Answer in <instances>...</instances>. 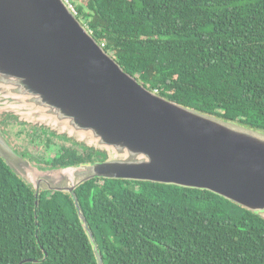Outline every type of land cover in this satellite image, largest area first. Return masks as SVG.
I'll return each instance as SVG.
<instances>
[{
    "label": "trees",
    "instance_id": "16d2710c",
    "mask_svg": "<svg viewBox=\"0 0 264 264\" xmlns=\"http://www.w3.org/2000/svg\"><path fill=\"white\" fill-rule=\"evenodd\" d=\"M75 8L149 89L264 131V0H85ZM58 149L46 165L104 157L93 147L87 158ZM76 194L104 264H264V216L210 190L94 178ZM36 200L0 155V264H98L73 196L41 189Z\"/></svg>",
    "mask_w": 264,
    "mask_h": 264
},
{
    "label": "water",
    "instance_id": "95a60500",
    "mask_svg": "<svg viewBox=\"0 0 264 264\" xmlns=\"http://www.w3.org/2000/svg\"><path fill=\"white\" fill-rule=\"evenodd\" d=\"M9 112L106 158L41 169L3 133ZM0 155L33 185L36 204L41 189L73 196L98 264L103 257L76 194L94 178L210 190L264 216V131L149 89L105 50L66 0H0Z\"/></svg>",
    "mask_w": 264,
    "mask_h": 264
},
{
    "label": "rangeland",
    "instance_id": "374dc122",
    "mask_svg": "<svg viewBox=\"0 0 264 264\" xmlns=\"http://www.w3.org/2000/svg\"><path fill=\"white\" fill-rule=\"evenodd\" d=\"M74 7H76L77 3H84L85 0H71ZM81 21L88 27L87 23L85 22V19L83 17H80ZM89 28V27H88ZM3 114V113H2ZM2 121L6 122V125L2 123ZM24 121V120H21ZM29 124H33L32 122H28ZM39 126H43L40 123L36 124ZM1 126L3 131L8 134V139L12 140L11 138H13V140L15 141L16 139V144L18 145V142H20L19 144H21V147L25 148L26 146H30L32 151L36 154L39 155V160H42V162H39L40 166H46V163L44 162L46 159H49L50 157L54 156L57 151H54L58 148V146L60 145H66L69 147H73L75 145V143H73V141H77L80 143H83L81 141H78L76 138L68 136V134L66 133H61L64 134L65 136H67L69 138V140H67V138L62 139L59 136H56L53 138V136H49L43 132L39 133V139L38 136L36 135L37 133H34L31 131V126H24L23 124H20L19 120H13L11 118H7V117H2L1 120ZM50 129V128H49ZM54 132L58 133L57 131L53 130ZM12 135V137H11ZM37 141V142H36ZM85 144V143H84ZM52 145V146H50ZM78 149L81 151V149L78 147ZM92 155L95 156V154ZM41 168V167H40ZM42 169V168H41Z\"/></svg>",
    "mask_w": 264,
    "mask_h": 264
},
{
    "label": "flooded vegetation",
    "instance_id": "af4514ba",
    "mask_svg": "<svg viewBox=\"0 0 264 264\" xmlns=\"http://www.w3.org/2000/svg\"><path fill=\"white\" fill-rule=\"evenodd\" d=\"M4 116L5 117H7V118H10V117H12L11 119H13L14 121L15 120H19V122H20V124H23L24 126H28V125H30L31 126V131L32 132H34V133H37L36 135L38 136V139H39V133L40 132H43V133H45V134H47V135H49V136H53V138L54 137H56V136H59V137H61L62 139H64L65 140V138H67V140H69V138L67 137V136H65L64 134H57L56 132H54V131H51L50 129H48V128H46V127H43V126H39V125H36V124H29L28 122H26V121H21L16 115H14L13 113H5L4 114ZM3 116V117H4ZM1 127H3V126H1ZM2 131H3V129H2ZM40 131V132H39ZM3 133L5 134V136L7 137V139H8V134H6L4 131H3ZM41 134V133H40ZM11 137H12V135H11ZM12 140H10V139H8V141H9V143L13 146V148H14V150L17 152V153H19V154H21V155H23V156H25L27 159H29L33 164H35V165H37L38 167H41L42 169H49V168H56V167H61V166H52V165H46V166H40L39 165V162H42V160H39V155H36L33 151H32V149H31V147L28 145V146H26L25 148H23V147H21V144H19L20 142H18V145L16 144V139H15V141L13 140V138H11ZM37 142V141H36ZM73 143H75V145L73 146V148H75L76 150H77V152L79 153V154H81V155H83V157L85 158H87L88 157V155L90 156V148L91 147H88L86 144V146L85 145H83L84 143H80V142H77V141H73ZM62 146H66V145H60V146H58V147H62ZM66 147H69V146H66ZM78 147L81 149V151L78 149ZM58 150V148L56 149V150H54V151H57ZM104 153V152H103ZM57 154V153H56ZM55 154V155H56ZM54 155V156H55ZM54 156H52V157H50L49 159H46L44 162L47 164H51L52 162H51V160H52V158L54 157ZM96 156V155H95ZM103 156L104 157H99V158H97L96 160H93L92 162H95V161H100V159L102 160V159H105L106 158V153H104L103 154ZM85 163L86 162H90V161H84ZM80 163H83V162H80ZM79 163V164H80Z\"/></svg>",
    "mask_w": 264,
    "mask_h": 264
},
{
    "label": "built area",
    "instance_id": "2783aa9c",
    "mask_svg": "<svg viewBox=\"0 0 264 264\" xmlns=\"http://www.w3.org/2000/svg\"><path fill=\"white\" fill-rule=\"evenodd\" d=\"M66 2H67V3L70 5V7H71V8L77 13V10H76V8L74 7L72 1H71V0H66ZM101 45L104 46L105 44L102 43ZM156 91H157V90H156Z\"/></svg>",
    "mask_w": 264,
    "mask_h": 264
}]
</instances>
